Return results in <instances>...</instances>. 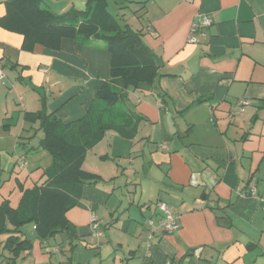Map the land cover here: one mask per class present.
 <instances>
[{"label":"crops","instance_id":"1","mask_svg":"<svg viewBox=\"0 0 264 264\" xmlns=\"http://www.w3.org/2000/svg\"><path fill=\"white\" fill-rule=\"evenodd\" d=\"M106 1L120 24L141 32L164 74L154 86L127 90L126 102L117 107L96 97L109 77L102 41L64 38L57 50L37 44L28 52L20 48V34L0 27V68L17 74L19 83L10 86L19 89L22 102L10 117L19 119L18 130L11 131L7 111L0 122V202L8 198L15 207L19 185L44 179L50 161L42 162L43 151L31 163L17 147L19 135L31 130L23 112L40 109V97L47 111L65 121L81 118L89 108L103 111L106 121L119 108L139 118L134 138L108 131L88 150L82 168L101 180L85 186L66 212L74 237L39 240L30 227L32 248L14 264H264V0ZM85 2L42 0L53 13L81 9ZM201 14L211 24L204 38L189 42L191 23ZM240 99L249 101L242 111ZM36 145L31 140L25 147ZM122 154L138 192L136 204L123 193L126 202L121 200L117 168L107 163ZM152 166L157 175L150 174ZM158 201L178 216L171 233L159 227ZM91 214L102 232L98 237L90 228ZM4 257L0 264H10Z\"/></svg>","mask_w":264,"mask_h":264},{"label":"trees","instance_id":"2","mask_svg":"<svg viewBox=\"0 0 264 264\" xmlns=\"http://www.w3.org/2000/svg\"><path fill=\"white\" fill-rule=\"evenodd\" d=\"M4 7L0 27L22 36L23 51H32L37 44L57 50L64 38L102 41L109 53V77L97 89L96 97L110 107L126 102L127 90L142 83L154 86L164 75L163 65L144 44L141 32L120 24L108 10L106 0H86L83 8L70 7L62 13L51 12L42 0H5ZM40 102V109L23 112L31 130L19 135L18 153L27 156L31 151H45L51 159L42 171L41 182L27 188L19 185L21 196L15 207L8 198L0 202V235H4L0 256L4 255L10 264L32 248L25 225L33 228L39 240L57 234L74 237L66 212L77 205L85 186L101 180L99 175L82 168L88 150L108 131L127 140L137 132L139 118L133 120L130 108L114 110L109 121L104 120L103 111L91 108L81 118L65 121L47 111L45 98L40 97ZM38 131L41 136L37 145L25 147Z\"/></svg>","mask_w":264,"mask_h":264},{"label":"rangeland","instance_id":"3","mask_svg":"<svg viewBox=\"0 0 264 264\" xmlns=\"http://www.w3.org/2000/svg\"><path fill=\"white\" fill-rule=\"evenodd\" d=\"M133 10V9H132ZM132 10H130V14H128V16L130 17L133 13ZM103 43V42H102ZM5 73V77L3 79L2 82H0V122H1V118L4 114L5 111H7V113H5L6 115V122H12V126H11V131L14 132L15 130L19 129V119H14V117H12L13 120H11V113L12 110H15L16 112L22 109V102L20 100L21 97V93L19 91V89H15L14 87H11L10 83H19L16 80V75L15 72H12V70L8 67L5 68V71H3ZM3 83V84H2ZM4 83H6V85H4ZM4 89V90H2ZM120 103H116L115 106H120ZM1 128V127H0ZM143 134V133H142ZM9 137V136H8ZM38 138H40V133L37 137H35L33 139V143H38ZM8 140V145L12 144V138L7 139ZM149 143V142H148ZM149 145H151L150 143L148 144V147H146V149H149ZM152 146V145H151ZM145 149V152H146ZM142 150V149H141ZM93 151H97V150H93ZM143 152V151H142ZM90 157H92L94 152H90ZM143 154H145L143 152ZM149 154V152L146 153V156ZM34 155V156H33ZM36 153H32V152H28V158L27 160H29L31 163L34 162V159L37 160V156H35ZM128 157L125 154H122V157L120 156H111L109 158V160L107 161V163L111 164L113 167L117 168V173H116V185L117 187L115 188V190H121L119 191L120 193H118L120 195V198L122 201L126 202L124 197L121 195V193H123L125 196H127V198L131 201H135L134 203L136 204L137 201V197H136V189L135 186L130 184V165L128 163V161L126 160ZM50 156L47 152L43 151V156L41 158L42 162L46 163L47 161H50ZM157 167L152 166L150 168V174H158L159 172L156 170ZM125 170V171H124ZM122 171H124V173L122 174ZM149 175V177L151 176ZM140 179L142 178V173L140 172ZM127 181V184H124V182ZM147 191V189H146ZM138 195V192H137ZM31 226L29 225H25L23 227L24 231L26 232V235L31 237L32 231H31ZM102 238L99 237L98 241H100Z\"/></svg>","mask_w":264,"mask_h":264},{"label":"built area","instance_id":"4","mask_svg":"<svg viewBox=\"0 0 264 264\" xmlns=\"http://www.w3.org/2000/svg\"><path fill=\"white\" fill-rule=\"evenodd\" d=\"M210 24H211V18L209 15H207V14L198 15L197 19L191 23L188 41L189 42H197L198 37L204 38L205 33H204L203 29L205 27L209 26ZM4 77H5V74L2 70V68H0V82L3 81ZM248 104H249V101L247 99H240L238 101V105H239L241 111L243 110V107L248 105ZM21 161L22 162L18 166L19 169H23L26 165V161H23V159ZM252 191H253V189H252ZM157 207L162 214V218L160 220L159 227L166 232H172L173 230H176L178 228V220H177L178 216L176 214H174L173 211L171 210V208L164 202H158ZM148 225L152 228L151 221L148 222ZM90 228H91V231H92L94 236L98 237L102 234V232L99 230L98 221H97V218L94 214L90 215Z\"/></svg>","mask_w":264,"mask_h":264}]
</instances>
